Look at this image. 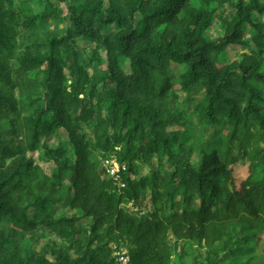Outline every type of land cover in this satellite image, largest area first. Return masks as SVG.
Segmentation results:
<instances>
[{
  "label": "trees",
  "instance_id": "obj_1",
  "mask_svg": "<svg viewBox=\"0 0 264 264\" xmlns=\"http://www.w3.org/2000/svg\"><path fill=\"white\" fill-rule=\"evenodd\" d=\"M263 41L264 0H0V264H254Z\"/></svg>",
  "mask_w": 264,
  "mask_h": 264
},
{
  "label": "rangeland",
  "instance_id": "obj_2",
  "mask_svg": "<svg viewBox=\"0 0 264 264\" xmlns=\"http://www.w3.org/2000/svg\"><path fill=\"white\" fill-rule=\"evenodd\" d=\"M194 1V0H193ZM38 10H41L38 9ZM223 11V10H222ZM112 29V28H111ZM208 35L212 38L217 36V33L214 30H210ZM260 45L264 47V41L260 42ZM121 68L125 73H129V63L127 61H120ZM60 133H64L63 130H59ZM196 136H201L204 141H206L210 137V133L206 130H201L197 133ZM65 138L62 137V140ZM71 149L68 152V156H72V147H68ZM67 151V150H66ZM156 166V163H155ZM54 167L52 163H47L44 165V171L49 174L50 170ZM155 168V167H154ZM100 169L101 165H100ZM233 172V179L235 182V185L238 186L239 183L244 180L248 176V165L245 163H238L233 166L232 168ZM144 173H147V168L144 170ZM69 189H61L59 194L55 197L58 199L55 203H51L48 205V216H53L54 214H59L65 218L70 219L73 215V212L69 211L67 208L64 207L62 199L66 197V195L69 193ZM144 210L148 211L149 203L142 204ZM83 230H85V226L83 227ZM55 240L57 243L62 244V246H65V242L60 240L59 238H56L55 236L48 234L44 240ZM198 250H197V244L194 243L193 246L187 245L185 243H178L174 245L172 252H171V264H192V260L194 257L197 256ZM255 260L254 264H264V242L260 243L259 248L256 250L255 253Z\"/></svg>",
  "mask_w": 264,
  "mask_h": 264
},
{
  "label": "built area",
  "instance_id": "obj_3",
  "mask_svg": "<svg viewBox=\"0 0 264 264\" xmlns=\"http://www.w3.org/2000/svg\"><path fill=\"white\" fill-rule=\"evenodd\" d=\"M102 166L105 169V172L109 175L108 177L111 178L114 181V183L118 184L119 187H124V184H122V182L119 181L120 168L114 158L112 157L105 158L102 161ZM122 170H124V167H122ZM116 255L118 256V261L121 264H128V257L125 249L118 248Z\"/></svg>",
  "mask_w": 264,
  "mask_h": 264
},
{
  "label": "clouds",
  "instance_id": "obj_4",
  "mask_svg": "<svg viewBox=\"0 0 264 264\" xmlns=\"http://www.w3.org/2000/svg\"><path fill=\"white\" fill-rule=\"evenodd\" d=\"M122 167H124V166H122ZM122 167H121V171H124V170H122ZM101 168L105 171V169L103 168V166L101 165ZM124 169H125V167H124ZM120 172V171H119ZM106 173V172H105ZM107 174V173H106ZM108 175V174H107ZM109 176V175H108ZM109 178V177H108ZM111 179V178H110ZM126 208L130 211V212H132V213H137V212H139L140 210H139V208L138 207H136V206H132V205H130V204H128L127 206H126ZM141 214H142V212H140ZM118 248H123V249H125L126 250V253H127V248H125V247H123L122 245H118V246H114L113 247V249H114V252L113 253H115V255H116V253H117V250H118ZM116 257H117V261H118V256L116 255ZM127 257H128V254H127ZM119 262V261H118ZM120 263V262H119ZM121 264V263H120ZM128 264H129V257H128Z\"/></svg>",
  "mask_w": 264,
  "mask_h": 264
}]
</instances>
